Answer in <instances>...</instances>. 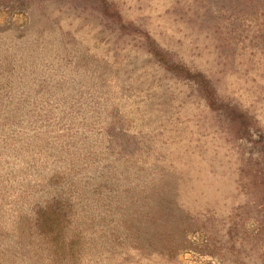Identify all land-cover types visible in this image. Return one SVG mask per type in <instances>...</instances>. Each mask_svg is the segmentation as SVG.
Returning a JSON list of instances; mask_svg holds the SVG:
<instances>
[{
	"label": "rangeland",
	"instance_id": "obj_1",
	"mask_svg": "<svg viewBox=\"0 0 264 264\" xmlns=\"http://www.w3.org/2000/svg\"><path fill=\"white\" fill-rule=\"evenodd\" d=\"M41 1L44 11L0 4L4 263L28 264L17 221L63 197L69 227L89 225L95 239L60 264H264L261 11L245 0H108L114 30L71 5L83 0ZM222 105L245 115L246 131ZM170 209L211 230L213 249L141 256L106 237L139 226L126 220L134 210ZM144 225L173 227L159 219L137 235Z\"/></svg>",
	"mask_w": 264,
	"mask_h": 264
},
{
	"label": "trees",
	"instance_id": "obj_2",
	"mask_svg": "<svg viewBox=\"0 0 264 264\" xmlns=\"http://www.w3.org/2000/svg\"><path fill=\"white\" fill-rule=\"evenodd\" d=\"M83 1L87 2V4L81 5L76 3L71 5H73V8L81 7L82 9H86L89 7L94 10V14L106 26H111L114 30L122 28L120 14L112 2L108 0ZM35 2L38 3L35 4ZM43 2L41 0H0L2 8L17 11L27 10L34 5L41 11H44L46 5ZM244 2H249L250 10L261 11L264 15V0H245ZM111 11L113 14L110 13ZM150 52V55H153V51ZM205 93L208 96V101L214 105L215 102L211 100V93H208V91H205ZM219 108L230 126L237 128L239 131L247 130L249 122L244 114H240L233 107L227 105H222ZM257 164L264 171V157ZM61 200L67 201V198L55 197V199L46 202L43 206H38L29 219H27V222L25 221L24 225H22L23 221L19 223L20 219L17 221V224H20V227L16 229V237L18 250H20L18 255L21 256V261H24L23 255H27L28 264H60L62 258H73L84 245L94 244L95 235L94 239H92L84 233V229L89 227V225L80 227V222H72V228L69 227L71 221H68V216L59 207L62 204ZM261 206L264 208V202ZM171 211V209L163 211L159 215L157 212L150 210H134L130 212L131 214L128 218L126 216V220H128L130 225L139 224V226L141 223L152 224L159 219L165 220L172 224L173 227L168 230L164 229V233L149 232L152 227L146 228V225H144L142 228L146 231L142 235H137L140 232L139 228H137L139 226L136 228L127 226L125 228L126 232H123L125 236L122 240L120 237V242L116 239V236H113L111 231L106 235L109 230L108 228L102 229L104 231L103 234L106 237L112 236V243L117 241L118 244H121V242L129 240L128 242L132 243L133 248L141 256H147L148 253L156 250L172 256L177 252L187 249L195 251L197 249L195 245L198 248L213 249L215 243H212L211 230H207L205 225L201 229L195 219L188 218V214ZM96 230L94 229V234L97 233ZM131 230H135L136 232H132ZM232 231L230 229L229 233H232ZM99 236L101 237L102 234ZM4 262L6 261L0 257V264H5Z\"/></svg>",
	"mask_w": 264,
	"mask_h": 264
}]
</instances>
